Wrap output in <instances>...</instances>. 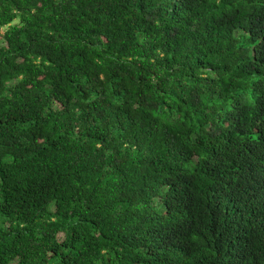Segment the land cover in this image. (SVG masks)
I'll return each instance as SVG.
<instances>
[{
  "label": "trees",
  "instance_id": "obj_1",
  "mask_svg": "<svg viewBox=\"0 0 264 264\" xmlns=\"http://www.w3.org/2000/svg\"><path fill=\"white\" fill-rule=\"evenodd\" d=\"M0 264H264V0H0Z\"/></svg>",
  "mask_w": 264,
  "mask_h": 264
}]
</instances>
